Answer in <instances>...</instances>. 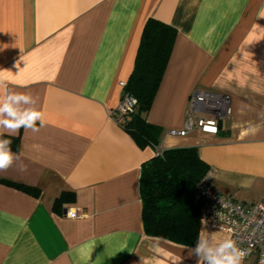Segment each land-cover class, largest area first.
Segmentation results:
<instances>
[{
  "label": "crops",
  "instance_id": "obj_1",
  "mask_svg": "<svg viewBox=\"0 0 264 264\" xmlns=\"http://www.w3.org/2000/svg\"><path fill=\"white\" fill-rule=\"evenodd\" d=\"M149 18L176 30L145 115L162 131L159 149L196 146L212 191L264 199V0H0V94L30 93L37 100L21 107L45 121L13 135L18 159L0 172V264H197L195 245L145 232L140 171L156 150L109 114ZM197 89L228 96L231 114L217 134L179 136ZM62 193L73 199L55 210ZM201 236L229 239L199 227Z\"/></svg>",
  "mask_w": 264,
  "mask_h": 264
},
{
  "label": "trees",
  "instance_id": "obj_2",
  "mask_svg": "<svg viewBox=\"0 0 264 264\" xmlns=\"http://www.w3.org/2000/svg\"><path fill=\"white\" fill-rule=\"evenodd\" d=\"M176 37L174 27L157 19L146 20L134 58L133 69L125 91L137 105L121 125L140 147L160 143L161 129L146 121L161 82ZM10 139L11 149H17L18 136ZM209 167L198 154L196 146L163 150L141 165L139 191L142 203L144 230L148 234L165 237L177 243L195 245L199 236L200 204L195 202L196 185ZM6 184L39 195L33 187L5 181ZM73 199L72 193H62L54 201L59 210L62 202Z\"/></svg>",
  "mask_w": 264,
  "mask_h": 264
},
{
  "label": "built area",
  "instance_id": "obj_3",
  "mask_svg": "<svg viewBox=\"0 0 264 264\" xmlns=\"http://www.w3.org/2000/svg\"><path fill=\"white\" fill-rule=\"evenodd\" d=\"M127 81L119 82L120 99L109 111L111 118L122 125L137 105L136 99L125 91ZM231 114L229 97L200 90L193 91L188 100L184 126L175 133L186 136L199 130L206 134H217L219 122ZM156 155H161L159 147ZM213 171L208 169L196 185L195 202L200 204L199 227L221 230L229 239L236 241L237 247L245 251L243 260L254 255L257 264H264V199L254 204H244L232 196L222 195L211 189ZM69 218L78 217L76 210L67 211Z\"/></svg>",
  "mask_w": 264,
  "mask_h": 264
},
{
  "label": "clouds",
  "instance_id": "obj_4",
  "mask_svg": "<svg viewBox=\"0 0 264 264\" xmlns=\"http://www.w3.org/2000/svg\"><path fill=\"white\" fill-rule=\"evenodd\" d=\"M5 86L3 75L0 74V87ZM37 100L30 93H21L7 89L0 94V172L13 167L18 159L11 149L12 141L4 138L13 136L21 128L37 131V123L43 126L44 114L35 107H21L30 105ZM24 171L25 169H19ZM192 253L198 258L197 264H242L246 255L245 251L237 247L236 241L225 239L218 244H213L208 238L201 236Z\"/></svg>",
  "mask_w": 264,
  "mask_h": 264
}]
</instances>
